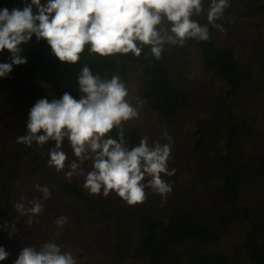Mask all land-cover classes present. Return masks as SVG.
Instances as JSON below:
<instances>
[{
  "label": "trees",
  "instance_id": "1",
  "mask_svg": "<svg viewBox=\"0 0 264 264\" xmlns=\"http://www.w3.org/2000/svg\"><path fill=\"white\" fill-rule=\"evenodd\" d=\"M79 1L0 0V94L7 101L4 106L11 112V121L18 125L17 137L0 141V155L7 151L0 176V211L4 212L0 218L12 221L0 231V252H9L2 235L9 229L8 249L13 253V260L5 264H36L43 257L52 260L49 264H264V22L246 25L264 3L253 5L250 0V7L243 0H237L239 4L234 0L198 3L201 25L186 22L179 26L174 12L177 24L174 21L168 36H159L145 32L135 21L143 22L156 7L163 8V15L168 8L164 3ZM112 4L119 10H110ZM220 5L234 15L212 16ZM237 6L246 9L238 14ZM228 25L251 28L261 35L262 48L241 69L235 48L223 46L213 36L215 29ZM191 53L226 84L198 107L193 129L194 151L200 157L198 170L211 167V179L201 172L203 179L211 182L207 198L196 201L202 194L185 195L172 203L164 192L163 204L157 200V210L136 201L139 210L131 198L117 194L113 180L106 177L88 183L65 168L58 169L52 158L56 131L63 135L78 131L94 140L92 148L82 150L92 155L89 158L117 153L135 157L142 153L151 161L158 158L160 152L142 150L136 126L141 125L139 121L132 126L100 112H75L77 103L82 99L93 102L95 94L106 97L109 83H124L128 77L134 85L137 81L142 103L156 115L157 123L150 121L152 132L160 133L161 127L167 128L169 120L190 105V93L172 81L178 70L174 56L180 61ZM240 103L249 107L246 115L239 113ZM151 114L146 115L151 118ZM210 128L216 142L225 145V151L215 159L207 143ZM246 140L258 144L250 155L243 154ZM238 142L242 146L237 148ZM23 169L24 179L19 174ZM24 182L35 190L43 183V189L57 194L58 203L71 200L79 215L76 229L99 238L97 247H71L62 230L53 232L56 224L43 212L21 214L27 210L29 197L16 195L20 200H15L14 194L22 190ZM196 187L202 188V184ZM181 188L175 190V198ZM248 188L262 194L261 207L250 197L240 196ZM8 205L9 212L5 210ZM58 220L62 221V215ZM234 220L240 227L236 233L228 226Z\"/></svg>",
  "mask_w": 264,
  "mask_h": 264
},
{
  "label": "rangeland",
  "instance_id": "2",
  "mask_svg": "<svg viewBox=\"0 0 264 264\" xmlns=\"http://www.w3.org/2000/svg\"><path fill=\"white\" fill-rule=\"evenodd\" d=\"M82 1L85 2L88 0ZM100 1L103 2L104 0ZM155 1L158 5L164 3V6L168 7L165 13L162 15V7L153 8L148 11V15L143 22L136 20L135 23L145 32L147 30V32H151L154 35L168 36L175 21L174 12L179 26L185 25L186 22L199 23V25H201L203 21L198 20V3L204 4L209 0H167L168 3L166 0ZM234 1L238 3L237 0ZM261 1L264 3V0H254L253 5H258ZM107 3L108 1L105 0L104 4ZM243 4L248 7L251 6L250 0H243ZM205 7L209 8L208 5ZM114 8L119 10V7L115 4L110 5L109 9L113 10ZM236 8H240L238 14L246 9L242 6H237ZM224 13L229 14L228 17L234 15V12H231L230 9L220 5L212 11V16L223 18ZM176 21L175 23L177 24ZM252 22H264V8L260 13L247 19L246 25ZM132 27L135 28V24L132 25ZM245 28L246 27L241 28L236 25H228L223 29H215L213 33L218 43L220 42L223 46L230 45L235 48V55L239 61L240 69L241 65L243 66L253 61L254 55L256 56L257 51L262 48V43L260 41L261 35L255 33L251 28ZM256 43L257 48L254 49ZM174 62L178 63V65H176L178 70L175 69L173 72L176 73V75L172 83L176 87L187 89L190 93L191 102L190 105L182 111L183 113L181 115L179 114L171 118L169 122L166 120L168 126L167 128L161 127L160 133L152 132V128L154 127L150 125V121L157 123L156 115L153 116L149 108L147 109V106L142 103L143 100L136 87L137 81H135L134 85L128 77H125L124 83L122 80L109 83V93L106 97L99 98L98 95L95 94L96 99L93 102L86 103L84 99L80 100V102L77 103V109L75 111L87 115L100 112L104 116H108L109 119L119 122H128L132 124V126H134L135 122L139 121L141 125L136 126L139 127L138 129L142 137V150L145 152H149L150 150L158 151L160 152L158 158L151 161V157L144 156L142 153H137L136 157L132 154L117 153L115 155H106L102 158H98L96 155L89 158L92 155L87 153L83 154L82 150L92 148L94 140L87 137V135L82 136L78 131H68L64 135L62 132L56 131L54 139L57 140L54 142L55 144L52 143L55 148L52 158L53 162L59 167L58 169L65 168L69 173L74 174L75 178L85 179L88 183L94 181L99 182L107 177L117 184V194L120 197L124 195L125 199L131 198L136 204L137 202L144 203V205L151 210H157L159 206L157 200H160V203L163 204L162 201L164 200H162V197L164 192L173 200L172 203H174L176 199L180 200L185 198V195L186 198H189L194 197L193 195L202 194V197L196 198V201H203L207 198L208 193H206V188H209L211 185V182L208 184L207 180L212 178L210 175L211 167L207 166L198 170L200 168V166H198V159H200V157H197V153L194 151V149H196V137L193 129L195 121H198V107L202 108L203 102L209 99L210 96L214 97L220 93L221 87L226 86V84L225 81L222 82L220 76L217 75L216 72L204 68L199 57H196L195 54L191 53L184 59L180 58V61L174 56ZM130 72L131 75L137 74L136 71ZM5 102H7L6 99L0 94L1 142L3 139L17 137L16 131L18 128V125L16 126L14 124L15 121H11V112L5 108ZM213 105H215V103L211 104V106ZM248 108L249 107L244 103H240L239 113L246 115ZM205 112L207 114V111H202V114ZM210 113L211 109H209L208 114ZM146 114H151L153 117L150 118ZM212 117L211 115L210 118ZM158 120L162 121L163 118L158 117ZM214 122L211 124L212 127ZM258 123L261 125L260 122ZM187 128L191 130L189 132L182 131H186ZM208 135H210V138L207 143L213 148L214 152L212 158L215 159L223 153V150L225 151V145L221 144L219 141L216 142L217 138L214 137V131H212L211 128L208 131ZM1 146H3V144ZM241 146L242 143L238 142L237 148ZM257 146V143L246 140L242 148L243 154L249 153L250 150L251 152L255 151ZM6 154L7 151L4 149L2 157L5 158ZM201 156L204 159V156ZM115 157H118V159L116 160ZM206 158H210L209 155L206 156ZM62 163L65 164V167H62ZM1 165H4L3 160ZM24 170L25 169H23L21 173L19 172L22 179H24ZM201 172L205 175L204 177H208L206 176L208 173L209 178L203 179ZM214 172L217 173L216 171ZM8 174L9 173H7L5 177H8ZM110 180L107 183H109ZM195 180L198 182L196 184L194 183V185L193 181L195 182ZM97 182L94 183L96 188L98 186ZM42 184L43 183L40 182L38 184L40 187L35 190V188H28L27 183L24 182L21 185L22 190L18 189L14 194L15 200H20L16 198V195L29 197L26 199V202L30 201L27 205V210L22 211L21 214L26 215L29 211L43 212L46 214L51 224H56L53 228V232L62 230V236L68 239V243L71 247L78 248L90 245L97 247L99 238L95 239L94 236H91L89 233H84L76 229L79 219V215L75 211L77 206L72 204L71 200L67 199H61V202L58 203L57 194H54L50 189H43ZM200 184H202V188H197L196 185L199 186ZM102 185L106 186L107 184L105 183ZM180 185L182 186L181 190L183 192L178 191L175 198V190L178 189ZM189 190L192 192H188ZM240 196L250 197L254 205L261 207L260 202L262 201V194L257 193L256 190L251 191V189L248 188L246 191H241ZM138 208L141 210L139 205ZM5 210L7 212L10 211L9 205ZM0 213L4 212L0 211ZM60 215H62V221L58 220ZM6 219L9 220V218ZM76 221L77 223H75ZM7 222L8 223H6L4 218H0V231L5 225L11 224L12 221ZM229 224L228 226L231 232L236 233L239 231L240 227L236 220L231 221ZM2 235L5 237L9 247L11 241L9 240V229ZM57 235L59 237V233ZM8 247H6V249L9 252L3 253V250L0 252V264H5V262L7 263L13 260V257H11L13 253ZM49 262H52V260L43 257L39 263L36 261V264H49ZM105 264L114 263L109 261Z\"/></svg>",
  "mask_w": 264,
  "mask_h": 264
},
{
  "label": "crops",
  "instance_id": "3",
  "mask_svg": "<svg viewBox=\"0 0 264 264\" xmlns=\"http://www.w3.org/2000/svg\"><path fill=\"white\" fill-rule=\"evenodd\" d=\"M0 141H1V139H0ZM2 144H1V142H0V150H1V148H2V146H1ZM2 156H3V151H2V153H1V155H0V176H2L3 175V171L1 172V168L3 169L4 167H3V165H1V162H2ZM5 219V221H6V223H8L7 221V219L6 218H4ZM6 226V225H5Z\"/></svg>",
  "mask_w": 264,
  "mask_h": 264
}]
</instances>
